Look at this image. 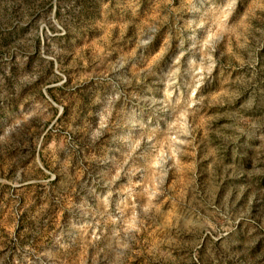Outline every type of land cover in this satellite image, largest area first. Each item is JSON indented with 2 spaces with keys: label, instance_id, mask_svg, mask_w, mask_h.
<instances>
[{
  "label": "rangeland",
  "instance_id": "obj_1",
  "mask_svg": "<svg viewBox=\"0 0 264 264\" xmlns=\"http://www.w3.org/2000/svg\"><path fill=\"white\" fill-rule=\"evenodd\" d=\"M0 264H264V0H0Z\"/></svg>",
  "mask_w": 264,
  "mask_h": 264
}]
</instances>
